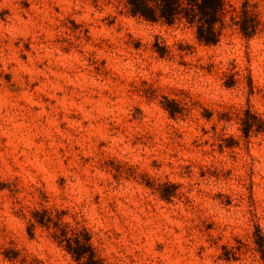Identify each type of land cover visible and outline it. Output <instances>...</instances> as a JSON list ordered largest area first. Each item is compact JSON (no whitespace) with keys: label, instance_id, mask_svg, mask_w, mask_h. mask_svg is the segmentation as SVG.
Returning <instances> with one entry per match:
<instances>
[{"label":"rangeland","instance_id":"374dc122","mask_svg":"<svg viewBox=\"0 0 264 264\" xmlns=\"http://www.w3.org/2000/svg\"><path fill=\"white\" fill-rule=\"evenodd\" d=\"M225 1L206 45L124 0H0V264H77L30 237L42 209L105 264H264V130L239 124L249 110L264 128V0Z\"/></svg>","mask_w":264,"mask_h":264},{"label":"trees","instance_id":"16d2710c","mask_svg":"<svg viewBox=\"0 0 264 264\" xmlns=\"http://www.w3.org/2000/svg\"><path fill=\"white\" fill-rule=\"evenodd\" d=\"M226 4L225 0H124V6L129 15L148 22H161L167 25L182 22L192 27L196 39L206 45L216 44L220 39L225 26ZM237 16L239 20L235 23L240 32L248 38L254 35L257 24L247 5H243ZM155 46L158 54L163 55L165 48ZM232 83V80L226 82V86H231ZM163 99L162 105L171 116L180 111L175 101ZM253 119L255 116L251 115L249 110L242 112L239 124L245 138H248L251 132L257 133L264 130L263 125L254 124ZM168 187L170 190H166ZM160 193L163 199L168 200L173 194V186L164 185L160 188ZM60 216V213L52 214L46 209L32 211L28 225L30 237L33 235L32 228L40 226L50 231L54 242L77 264H105L103 258L96 253L89 231L63 222ZM254 233V241L259 251L264 254V242L258 228L254 230Z\"/></svg>","mask_w":264,"mask_h":264}]
</instances>
